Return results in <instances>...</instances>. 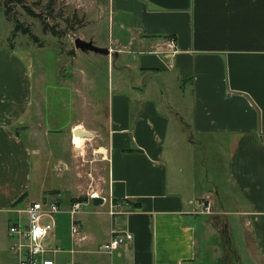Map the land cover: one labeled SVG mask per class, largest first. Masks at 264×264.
I'll return each mask as SVG.
<instances>
[{"label":"crops","instance_id":"obj_1","mask_svg":"<svg viewBox=\"0 0 264 264\" xmlns=\"http://www.w3.org/2000/svg\"><path fill=\"white\" fill-rule=\"evenodd\" d=\"M101 1L68 0L108 13L105 39L99 32L79 39L108 52L85 57L104 62L114 78L108 110L105 121L85 116L68 136L73 144L76 129L88 132L94 120L104 125L110 226L102 242L81 236V228L68 264H89L112 232L124 231L132 243L106 255H116L113 264H264V0ZM169 40L176 43L173 57L165 55ZM177 97L186 100L179 104L189 116L177 121L219 152L228 148L227 155H218L227 159L221 183L169 175L167 141L178 112L168 100ZM32 107L27 65L14 47L0 51V219L7 223L16 215L25 218L17 224L26 225L25 209L37 203L31 186L33 159L40 153L31 146L33 132L41 128L42 142L50 132L39 121V107L29 116ZM179 144L170 154L175 170ZM206 199L212 213L200 214L198 204ZM112 204L121 205L114 218L108 215ZM16 241L7 235L6 247ZM45 245L55 252L48 258L59 264L56 258L65 252L56 226Z\"/></svg>","mask_w":264,"mask_h":264},{"label":"rangeland","instance_id":"obj_2","mask_svg":"<svg viewBox=\"0 0 264 264\" xmlns=\"http://www.w3.org/2000/svg\"><path fill=\"white\" fill-rule=\"evenodd\" d=\"M101 4L105 6L106 0H102ZM25 6L38 18L28 17L23 8L16 5H12L11 14L19 23L28 27L32 35L17 32L12 36L15 24L0 12V51H10L14 47L24 60L31 73L33 86V107L29 116L39 107L42 116L39 121L50 132L44 142L41 140L39 126L33 132L35 141L31 146L40 153V157L33 159V202H42L43 196L51 192L48 194L51 197L48 196L47 200L59 196L58 200L65 209L72 203L82 204L81 212L76 217L77 221L82 222L80 235H95L102 242L110 226V218L106 215L108 208L94 206L91 199L94 197L105 200L107 195L108 160L104 125L95 120L89 122L88 133L92 135V139H80V146L76 150L68 134L69 127L82 121L85 116L97 120L106 117L112 85L110 71L104 62H92L85 58L87 55H94L93 53L77 51L75 40L82 35L88 38L95 32H99L101 38L105 39L108 13L104 8L99 12H91L73 2L69 3L68 0H25ZM40 22L49 28H55L59 38L54 37L51 32L45 33ZM73 51L78 53L75 59L70 55ZM112 83L114 84V78ZM44 98L45 103L40 107V100ZM168 101L171 103L170 108L178 112L177 118L174 117L176 120H171L167 141L168 158L165 159L169 160V175L176 171L184 181H189V175H192L202 182L221 183L227 159L218 155H223V151L227 155L228 148L224 147L219 152L212 141L194 135L190 132L189 125L183 126L181 121H177L189 119L187 111L181 110L179 104L185 103V99L177 97V100L172 98ZM179 125L185 128L174 135ZM178 141L180 144L175 149V170L170 163V154L172 146ZM65 209L56 217V233L60 239L58 246L65 252V255L56 258L59 264L70 262V252L76 250L77 244V237L71 235L72 219ZM18 219L24 224V216H13L12 223L0 219V256H3V264H15L13 252L10 247H6V239L9 228L17 224ZM131 243L132 241L129 244ZM98 249L95 247V250ZM97 255L88 260V263L97 264L103 259V264H113L117 260L116 255L112 259L107 257L102 249Z\"/></svg>","mask_w":264,"mask_h":264},{"label":"built area","instance_id":"obj_3","mask_svg":"<svg viewBox=\"0 0 264 264\" xmlns=\"http://www.w3.org/2000/svg\"><path fill=\"white\" fill-rule=\"evenodd\" d=\"M166 57H173L176 52V43L169 40L166 45ZM54 197V196H53ZM43 202L31 203L25 209L27 217L26 225L17 224L9 229V237L16 239V243L11 247V251L17 254L18 264H56L48 258V255L55 252L46 248V241L52 235L56 226V217L62 213V205L58 197ZM94 197H92L93 199ZM91 199V200H92ZM105 201V200H104ZM106 204V201H105ZM82 204L73 203L69 206L68 214L71 222V235L79 236L81 224L76 220L80 214ZM121 205L110 206L109 216L114 218L120 214ZM200 214H211L212 206L209 199L202 200L198 204ZM132 236L127 232H112L110 241L103 246L102 251L108 256L114 255L120 249L129 246Z\"/></svg>","mask_w":264,"mask_h":264},{"label":"trees","instance_id":"obj_4","mask_svg":"<svg viewBox=\"0 0 264 264\" xmlns=\"http://www.w3.org/2000/svg\"><path fill=\"white\" fill-rule=\"evenodd\" d=\"M53 1V0H51ZM12 5H16L18 7L23 8V10L26 12L28 17H31L33 19H37L38 17L31 12V10L28 9V7L25 6V0H0V12H3V14L5 15L6 19L12 23L15 24V29L13 31V35L16 34L17 32H21L24 35H32L30 29L24 25H22L21 23L18 22L17 19H15V17H13V15L11 14L12 12ZM41 24H43L42 22H40ZM44 27V32L48 33L51 32L53 34L54 37L59 38V34L56 33L55 28H49L46 24H43ZM40 46V45H39ZM70 55L72 56V54L70 53Z\"/></svg>","mask_w":264,"mask_h":264},{"label":"water","instance_id":"obj_5","mask_svg":"<svg viewBox=\"0 0 264 264\" xmlns=\"http://www.w3.org/2000/svg\"><path fill=\"white\" fill-rule=\"evenodd\" d=\"M75 49L77 51H80V52H91V53H95V54H99V55H107L108 54V52L106 50L97 49L92 44L84 43L83 41H81L79 39L75 40ZM73 138L74 139L79 138L81 140H91L92 135L88 132L81 130V129H76L73 132ZM91 202L96 207H102L105 204V201L103 199H100V198H93L91 200Z\"/></svg>","mask_w":264,"mask_h":264},{"label":"bare ground","instance_id":"obj_6","mask_svg":"<svg viewBox=\"0 0 264 264\" xmlns=\"http://www.w3.org/2000/svg\"><path fill=\"white\" fill-rule=\"evenodd\" d=\"M81 140L79 139V138H77V139H73V142H74V149L76 150L77 148H79V146H80V142Z\"/></svg>","mask_w":264,"mask_h":264}]
</instances>
